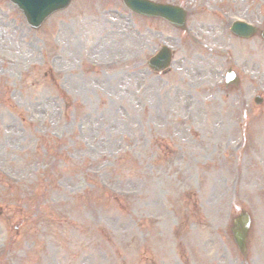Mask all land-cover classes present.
<instances>
[{
  "label": "rangeland",
  "instance_id": "rangeland-1",
  "mask_svg": "<svg viewBox=\"0 0 264 264\" xmlns=\"http://www.w3.org/2000/svg\"><path fill=\"white\" fill-rule=\"evenodd\" d=\"M151 1L187 30L72 0L33 31L0 0V264H264V43L229 32L264 0Z\"/></svg>",
  "mask_w": 264,
  "mask_h": 264
},
{
  "label": "water",
  "instance_id": "water-1",
  "mask_svg": "<svg viewBox=\"0 0 264 264\" xmlns=\"http://www.w3.org/2000/svg\"><path fill=\"white\" fill-rule=\"evenodd\" d=\"M23 14L28 26L37 30L43 22L53 13L67 8L71 0H9ZM123 4L133 13L144 17H159L172 25L183 28L185 14L179 8L153 4L145 0H122ZM232 33L239 37L248 38L254 31L250 28L235 24ZM264 39V33L262 34ZM173 53L170 49L162 46L160 50L147 62V67L157 75L163 74L170 68ZM250 224L246 214H242L235 221L232 229L233 237L241 253L245 252V241Z\"/></svg>",
  "mask_w": 264,
  "mask_h": 264
},
{
  "label": "bare ground",
  "instance_id": "bare-ground-1",
  "mask_svg": "<svg viewBox=\"0 0 264 264\" xmlns=\"http://www.w3.org/2000/svg\"><path fill=\"white\" fill-rule=\"evenodd\" d=\"M224 131V130H223Z\"/></svg>",
  "mask_w": 264,
  "mask_h": 264
}]
</instances>
